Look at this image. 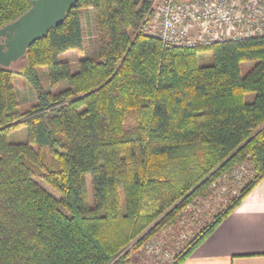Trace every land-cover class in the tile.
Masks as SVG:
<instances>
[{
	"label": "trees",
	"instance_id": "1",
	"mask_svg": "<svg viewBox=\"0 0 264 264\" xmlns=\"http://www.w3.org/2000/svg\"><path fill=\"white\" fill-rule=\"evenodd\" d=\"M154 2L79 0L18 68L0 66V264H130L223 176L247 170L238 195L171 262L181 264L264 178V35L168 46L143 29ZM30 7L0 0V28ZM90 8L98 58L82 56L73 72L60 55L84 50ZM246 61L256 63L242 75ZM15 75L36 91L28 111ZM22 126L27 140L10 141Z\"/></svg>",
	"mask_w": 264,
	"mask_h": 264
},
{
	"label": "rangeland",
	"instance_id": "2",
	"mask_svg": "<svg viewBox=\"0 0 264 264\" xmlns=\"http://www.w3.org/2000/svg\"><path fill=\"white\" fill-rule=\"evenodd\" d=\"M159 0L154 3V13L150 21L144 24L143 29L151 27L156 10L158 9ZM83 28H84V50H69L60 55L61 60L69 61L72 66V71L78 70V60L82 56H89L98 58V39L94 22L93 10H83ZM21 60L14 63L11 68L16 69L21 64ZM212 61L210 52H206L200 60L202 64H208ZM255 61H246L241 65L242 75H246L251 68L255 65ZM41 80L45 90L49 88V80L46 68H41ZM14 87L16 91L19 107L22 111H28L32 105L36 103L35 89L21 76H14ZM56 90V89H55ZM254 93L246 95V101L251 102L254 98ZM130 123L133 119H130ZM27 127L22 126L18 129L12 130L9 133V140L18 142L27 140ZM224 178L216 182L214 187V194L208 199L199 198L194 204H191L183 212L180 220L176 225L169 226L160 233L156 234L150 241H148L142 249L132 254V261L130 264H171L175 259L176 254L193 240L198 232L208 224H210L215 214L225 208L232 197L238 195L237 186L240 184L236 176L230 177L227 174ZM231 180H228L230 179ZM39 183L50 193L57 198L60 197L59 193L49 186L47 183L38 179ZM242 183V182H241ZM88 190L90 195V202L92 203V188L90 185V176L88 177Z\"/></svg>",
	"mask_w": 264,
	"mask_h": 264
},
{
	"label": "built area",
	"instance_id": "3",
	"mask_svg": "<svg viewBox=\"0 0 264 264\" xmlns=\"http://www.w3.org/2000/svg\"><path fill=\"white\" fill-rule=\"evenodd\" d=\"M154 18L145 31L166 45L207 46L264 35V0H159ZM247 173L237 170V181Z\"/></svg>",
	"mask_w": 264,
	"mask_h": 264
},
{
	"label": "crops",
	"instance_id": "4",
	"mask_svg": "<svg viewBox=\"0 0 264 264\" xmlns=\"http://www.w3.org/2000/svg\"><path fill=\"white\" fill-rule=\"evenodd\" d=\"M181 264H264V178Z\"/></svg>",
	"mask_w": 264,
	"mask_h": 264
},
{
	"label": "water",
	"instance_id": "5",
	"mask_svg": "<svg viewBox=\"0 0 264 264\" xmlns=\"http://www.w3.org/2000/svg\"><path fill=\"white\" fill-rule=\"evenodd\" d=\"M79 0H31V7L0 28V66L11 67L27 49L61 25Z\"/></svg>",
	"mask_w": 264,
	"mask_h": 264
}]
</instances>
